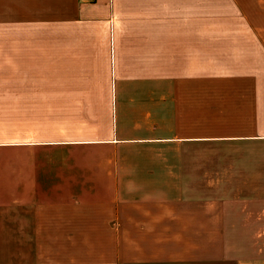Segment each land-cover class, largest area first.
<instances>
[{"label": "crops", "instance_id": "0c3cea01", "mask_svg": "<svg viewBox=\"0 0 264 264\" xmlns=\"http://www.w3.org/2000/svg\"><path fill=\"white\" fill-rule=\"evenodd\" d=\"M0 83V264H224L192 227L264 226V0H0Z\"/></svg>", "mask_w": 264, "mask_h": 264}, {"label": "rangeland", "instance_id": "374dc122", "mask_svg": "<svg viewBox=\"0 0 264 264\" xmlns=\"http://www.w3.org/2000/svg\"><path fill=\"white\" fill-rule=\"evenodd\" d=\"M6 84L7 89L14 88V83ZM7 105H10V101L7 102ZM14 137V113L8 112L6 114H0V141L13 140ZM1 152L4 153L5 150H1ZM9 153L12 155L4 154L8 157H13V151H9ZM183 228L184 232H190L187 227ZM191 233H197L199 235V250H212L214 252L216 263L223 261L225 264L227 261H230L228 256L246 254L248 258H251V260H248V264H255L254 258L250 256L259 252L257 258L260 264H264V226L200 225L198 227H192ZM123 245L126 246L125 243ZM13 253L14 243H0V257H2L0 261H10V259H6L5 257L13 256Z\"/></svg>", "mask_w": 264, "mask_h": 264}, {"label": "built area", "instance_id": "2783aa9c", "mask_svg": "<svg viewBox=\"0 0 264 264\" xmlns=\"http://www.w3.org/2000/svg\"><path fill=\"white\" fill-rule=\"evenodd\" d=\"M87 1H93V0H87Z\"/></svg>", "mask_w": 264, "mask_h": 264}]
</instances>
